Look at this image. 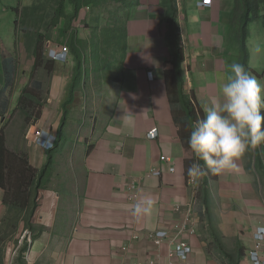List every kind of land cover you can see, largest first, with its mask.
Wrapping results in <instances>:
<instances>
[{
  "label": "crops",
  "instance_id": "0c3cea01",
  "mask_svg": "<svg viewBox=\"0 0 264 264\" xmlns=\"http://www.w3.org/2000/svg\"><path fill=\"white\" fill-rule=\"evenodd\" d=\"M175 1L181 52L172 45L163 0H140L127 21L122 48L113 40L107 53L90 57L80 40L89 30L82 29L77 36L79 60L71 49L66 62L48 57L49 97L40 114L25 122L26 151L10 148V132L4 128L8 113L19 104L11 93L21 70L17 54L27 57L25 46L15 50L9 43L17 71L6 91L7 109L0 116L7 149L4 172L12 173H4V188L0 187V227L5 228H0V236L7 232L6 238L0 237V264L165 262L167 241L157 245L152 237L180 220L173 206L192 201L195 182L204 186L202 200L214 213L209 212L211 225L208 216L199 215L198 230L189 237L191 260L227 264L222 251L202 236V231L215 230L234 245L239 242L237 250H243L249 264L245 257L254 245L253 233L264 228V144L248 150L232 171L209 172L193 183L187 174L195 160L187 143L192 126L217 97L219 84L228 75L227 65L241 60L234 27L244 12L239 7L242 0H211L206 10L196 8L201 0ZM15 28H11L14 40ZM248 67L252 76H262ZM4 75L0 48V92ZM22 76L17 94L28 91ZM60 88L66 90L58 93ZM184 95L190 96L197 120L186 112ZM37 135L48 141L36 143ZM41 142L44 145H38ZM163 155L172 157L173 163L162 161ZM41 168L43 176L32 182ZM36 183L42 193L39 202L31 192ZM29 200L36 207L33 227H38L31 244ZM137 203L148 210L134 214ZM15 209H22V220L16 229L8 228L5 224H10ZM260 256L264 259V251Z\"/></svg>",
  "mask_w": 264,
  "mask_h": 264
},
{
  "label": "rangeland",
  "instance_id": "374dc122",
  "mask_svg": "<svg viewBox=\"0 0 264 264\" xmlns=\"http://www.w3.org/2000/svg\"><path fill=\"white\" fill-rule=\"evenodd\" d=\"M33 4H36L35 7H41L39 11L43 13V15H42L40 22H38V24L36 25H34L35 20L28 17L29 24L32 23L30 30L39 31L45 35V40L43 41L42 49L39 50L37 58L35 60H34V53L36 50H38V48L36 47V39L33 41L35 37V33L30 31L28 32V35H27V33L22 31L20 28H15V25H14L15 24L14 22L15 21V11L12 9V7H15L16 13L18 9L19 11L18 17L19 19L22 20L23 18H27V15H28V10H26L27 15H25L24 12L20 13L22 7H28L29 5H33ZM239 7L244 8V4L240 3ZM88 11H89V8L82 9V15L80 17L81 18L80 21H82L83 18L89 16ZM260 11H262V8L260 9ZM53 18H54V12H53V9L50 7V3L48 2V0H0V20H1L0 21V48L6 51L10 43L12 48H14L15 50L16 49L19 50L20 45L22 44L23 48L25 46L26 51L24 53L27 56L25 59L22 53L19 52L17 54L19 57V64H20L21 70L18 73L16 83L14 84V86L12 85L13 90L11 93H12V96L15 95V98H14L15 101H19L21 99L20 100L21 104L18 105V107H15L12 112L8 113L10 115L7 116V119H5V123H4V128H6V131L8 130L10 132V141H11L10 148L13 149L14 147H16L18 148L19 151L27 150L25 146V140L24 138H22V134L23 132H25L24 130L25 125H26L25 122H27L29 117L31 116L36 117L38 114H40L39 111H40L41 105H43L44 103H47V98L49 97V95L47 96L46 90L48 88H46V86L50 84V82L52 81V78L50 75V71L48 70L49 65H50L48 63V60L49 58L50 60L54 59L53 56L51 57L49 55V50L53 49L52 45L66 42V39H67V34L66 33L64 34L62 32L60 23H59V28L58 26H56L55 28L52 27L50 30L47 29L48 24H49L48 28L51 26V23H52L51 20H53ZM60 22L62 23V20ZM17 24H21V23L18 22L16 23V25ZM11 28L13 29L15 28V31H16L15 40L12 38L13 35L11 33ZM81 30L82 28L79 29V32H81ZM234 30H235L236 36L246 38L245 40V44L247 48L246 53L249 56L248 66L255 68L256 71L262 75L261 77H258V76H254V77L258 80V82H260L261 84H264V25H263L262 18H259L258 20L250 22L248 20V17L246 18V15L239 16L237 19V24L234 27ZM92 35L93 34L89 32L86 35V40L84 41L85 43L88 42L86 44V48H87L86 50L88 51L89 56L90 57L94 55L101 56L102 54L107 53L109 51L108 49L109 42H107V38H104V43L101 44L100 38L96 37V39H94V42H93L94 47L92 48L91 47ZM170 37H173L172 32L170 33ZM32 42L35 43V46L32 44ZM65 45L67 44L65 43ZM68 51H69V47H68ZM68 58H69V55H68ZM27 61H28V67H27ZM55 69L56 67L54 66L53 70L59 76L58 72ZM23 74L26 77L27 82H28V85H27L28 91L21 89L22 93L17 94L16 91L19 88L20 82L24 80V77L22 76ZM64 79L65 78L61 79L62 82L64 81ZM65 90L66 88H63V89L60 88L57 92L59 93ZM15 105H16V102H14V106ZM12 117L13 119H11ZM10 120H11V123H9ZM35 140H36V143L39 140L48 141L46 138L43 137V135H40V136L37 135ZM40 144L44 145L42 144V142L39 143L38 145ZM53 147H54V144L52 145L51 149ZM6 171L4 173H6ZM7 173H9L12 176V173H10L9 171ZM12 193L14 192L12 191ZM19 193L20 192H18V194ZM198 193H199V189H198ZM23 195L24 196L28 195V193H24ZM193 195L196 197L198 196L195 194ZM197 201H198V204L196 206V210L198 212V215H200V217L208 216L210 211L211 213H214L213 209L209 208L208 210L207 207H204V205H202V203L200 202L199 198H197ZM32 211H33V207L31 204V200H29L28 213L30 212L31 215L30 217H28V220L29 218L31 219L30 223L32 225V228L31 227L28 228V231H30L32 234L31 236V234L28 232L29 233L28 235L29 244H31L32 240L36 237L35 234H33L34 231L38 230V227L37 229L33 227L37 225L35 223L33 224L32 222L31 217L34 214V211L33 212ZM206 233L207 232L202 231V236H205V238L207 237L209 241L208 244H210L211 247L215 249L219 248L222 251V253L224 254V262H227V264H237V258H238L237 249H238V246H240L238 245L239 242H236L237 244L234 245V242L232 240H228L224 238L220 234L219 231H218V234L215 232V230H211L210 233H207V234ZM226 253L232 254V257H229ZM246 256L247 257H245V259L248 260V253L246 254ZM240 262H242V264H246L244 257L242 258V260H240Z\"/></svg>",
  "mask_w": 264,
  "mask_h": 264
},
{
  "label": "trees",
  "instance_id": "16d2710c",
  "mask_svg": "<svg viewBox=\"0 0 264 264\" xmlns=\"http://www.w3.org/2000/svg\"><path fill=\"white\" fill-rule=\"evenodd\" d=\"M50 3V7L53 9L54 18L51 23V26L48 28L49 24L47 25V29L50 30L52 27L59 26L61 24V30L65 34H67L66 44L68 45L69 49L76 54V59L79 60L80 54L77 51V44L82 42L83 49H85L86 53L88 52L86 49V44L84 41L86 39L80 40L77 38L79 29H88L92 35V45L96 37L100 38L101 44L104 43V38H107V42L111 43L113 40L117 42V45L122 48V45L125 44V40L127 38V31H126V24L127 21L132 16V12L135 7H138L140 0H48ZM244 4V12L241 16L246 15L248 20L255 21L259 18H262L263 25H264V0H242L241 2ZM36 4L29 5L28 7H22L20 13H25L28 10L27 18H23L22 20L18 17V9L16 13L15 9V23L20 22L21 24H17L16 28H20L22 31L26 32H34L35 37L33 41L36 39V47L38 50L34 53V60L37 58L39 50L42 49L43 41L45 40V35L39 31H33L31 29V24L28 22V17L34 19V25L40 22L43 13L39 10L41 7H35ZM163 5L168 8V15L170 20V30L173 33V43L177 48V52H181L182 47L179 45V38H178V26L176 25L175 21L177 20V3L175 0H163ZM88 17L83 18L81 20L82 9H87ZM262 8V11L260 9ZM108 9V10H107ZM17 14V15H16ZM108 23V24H107ZM38 27V26H37ZM80 27V28H79ZM37 35V37H36ZM239 37L238 42V49L241 56L240 63L244 65L246 70L250 72L248 67V54L246 53L247 48L245 44L246 38ZM28 43V42H27ZM35 46V43L32 42ZM125 47L122 49L124 52ZM104 51V50H103ZM244 54V55H243ZM243 55V56H242ZM179 56V55H178ZM1 57L2 63L4 68V76H5V85L1 89L0 92V116H4V113L7 109L8 99L6 97L7 89H10L14 84L16 78V71H17V63L14 55H12L8 50L1 49ZM89 57V56H88ZM50 64V60H48ZM52 62V61H51ZM48 64V65H49ZM50 66V65H49ZM21 100V99H20ZM20 100L18 101V105L21 104ZM183 104L185 106V110L188 113L191 120H197V112L195 107L192 103L190 96L184 95ZM6 138L4 134V129H0V187L4 188V161H5V153H6ZM45 169L41 168L36 171L34 177H32V182H38L39 179L43 176ZM208 176V175H207ZM211 176V174H210ZM38 183L33 184L31 186L32 198L34 201H40L42 197L41 188H36ZM202 184L199 185V193L198 198L202 205L206 207V203L202 200L203 188ZM36 189V192H35ZM36 207L33 208L35 212ZM32 211V212H33ZM10 224L6 223L5 226L8 228L16 229L20 220H22V209H15L14 212H10ZM28 217H30L31 213H28ZM9 216V213H8ZM209 216V215H208ZM30 223V222H29ZM209 223L212 224L210 216H209ZM4 228V227H0ZM5 229V228H4ZM1 238L7 237V232H4V235L0 236ZM229 257H232V254L226 253ZM237 264H239L241 258L244 257L243 250L237 251Z\"/></svg>",
  "mask_w": 264,
  "mask_h": 264
},
{
  "label": "clouds",
  "instance_id": "9594fccd",
  "mask_svg": "<svg viewBox=\"0 0 264 264\" xmlns=\"http://www.w3.org/2000/svg\"><path fill=\"white\" fill-rule=\"evenodd\" d=\"M201 1L196 3L197 9ZM209 2L204 10L211 6ZM227 71L217 97L205 106L203 117L195 121L187 140L195 157L187 174L194 181L209 172L219 175L236 169L237 161L248 150L264 144V84L241 63H230ZM133 208L134 214L148 210L142 203Z\"/></svg>",
  "mask_w": 264,
  "mask_h": 264
},
{
  "label": "built area",
  "instance_id": "2783aa9c",
  "mask_svg": "<svg viewBox=\"0 0 264 264\" xmlns=\"http://www.w3.org/2000/svg\"><path fill=\"white\" fill-rule=\"evenodd\" d=\"M209 0H203L198 3V8L204 10L206 6H209ZM52 48L56 54H54L53 58L58 61H67L68 58V47L67 45L54 44ZM162 161L172 159L169 156H161ZM172 169V168H171ZM182 213V214H181ZM181 218L179 221L174 223V230L171 233L164 232L162 236H159L154 240V243L159 245L163 241L170 242L173 247L169 250L167 254V260L163 261H143V260H134V261H124L121 264H192L190 258L187 255L190 252V248H192L191 244L188 242L186 238L193 235L195 233V225L193 218L195 217V212L192 210H182ZM194 223V224H193ZM170 236V238H166L164 236ZM254 245L251 249L252 258L255 260L256 264H264V259L260 257L261 253L264 251V229H257L254 232Z\"/></svg>",
  "mask_w": 264,
  "mask_h": 264
},
{
  "label": "bare ground",
  "instance_id": "6f19581e",
  "mask_svg": "<svg viewBox=\"0 0 264 264\" xmlns=\"http://www.w3.org/2000/svg\"><path fill=\"white\" fill-rule=\"evenodd\" d=\"M57 52H55L53 49H50L49 50V55L52 57V56H54V54H56ZM148 76H149V78H152V72L151 71H149L148 72ZM156 133V131L154 130V131H152V133H149L148 135L149 136H154V134ZM151 173V171L149 172V173H147L148 175ZM189 183H193V179L192 178H190V180H189ZM198 189H199V184H198V182H195L194 183V185H193V188H192V195L193 194H195V195H198L197 193H198ZM197 198H198V196L196 197V196H194L193 195V199H192V201H190V202H186V203H177V204H174V206H173V210H174V212L175 213H177V214H180L181 213V211L182 210H187V209H189V210H192V211H194L195 212V217L193 218V220H194V223H196V225H195V233L194 234H196V232H197V230H198V224H199V215H198V213H197V210H196V206H197V204H198V201H197ZM182 214V213H181ZM176 223V222H175ZM193 223V224H194ZM264 229L263 227H259L258 229ZM174 230V226H172L171 228H169V229H166V230H162V231H156L155 233H154V235H153V237H152V240L154 241L155 239H157L159 236H162V234L164 233V232H167V233H171L172 231ZM255 232V231H254ZM193 234V235H194ZM192 236V235H191ZM253 236H254V233H253ZM164 237H166V238H170V236L168 235V236H164ZM190 237V236H189ZM189 237L188 238H186L187 240H188V242H189ZM255 239V238H254ZM163 243V242H162ZM162 243H160L159 245H161ZM168 243V252H167V254L169 253V250L173 247V245L170 243V242H167ZM190 243V242H189ZM157 250V249H156ZM251 250L250 251H248V260H247V262L249 263V264H256L255 263V260L252 258V255H251ZM192 253H193V248H190V252H189V254L187 255V257L188 258H190V260H191V256H192ZM261 257V256H260ZM262 258V257H261ZM149 260H155V261H161L160 259H147L146 261H149ZM191 262H192V264H194V261H192L191 260Z\"/></svg>",
  "mask_w": 264,
  "mask_h": 264
}]
</instances>
